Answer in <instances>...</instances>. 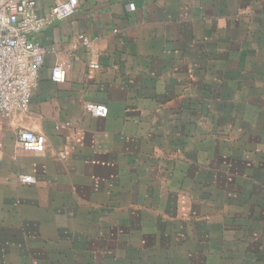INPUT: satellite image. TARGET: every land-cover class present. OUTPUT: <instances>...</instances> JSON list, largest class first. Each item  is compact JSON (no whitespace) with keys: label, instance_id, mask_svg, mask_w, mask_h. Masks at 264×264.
Masks as SVG:
<instances>
[{"label":"crops","instance_id":"crops-1","mask_svg":"<svg viewBox=\"0 0 264 264\" xmlns=\"http://www.w3.org/2000/svg\"><path fill=\"white\" fill-rule=\"evenodd\" d=\"M33 38L29 107L0 115V264H264V0H78Z\"/></svg>","mask_w":264,"mask_h":264},{"label":"built area","instance_id":"built-area-1","mask_svg":"<svg viewBox=\"0 0 264 264\" xmlns=\"http://www.w3.org/2000/svg\"><path fill=\"white\" fill-rule=\"evenodd\" d=\"M78 0H64L52 6L45 16L36 12L35 0H0V115L26 111L36 84L39 70L44 61L45 48L36 42L33 35L55 20L76 12ZM80 41L88 48L92 40L79 35ZM96 68L95 63L90 64ZM51 79L63 81L65 68L56 63L51 68ZM87 113L96 117H105L108 112L106 104L87 102L84 105ZM17 142L25 151L41 153L44 141L29 129H20ZM23 183H35L30 175H21Z\"/></svg>","mask_w":264,"mask_h":264}]
</instances>
